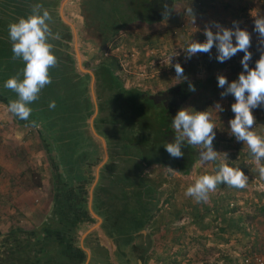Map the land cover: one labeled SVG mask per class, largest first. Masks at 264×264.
Instances as JSON below:
<instances>
[{
  "label": "trees",
  "instance_id": "16d2710c",
  "mask_svg": "<svg viewBox=\"0 0 264 264\" xmlns=\"http://www.w3.org/2000/svg\"><path fill=\"white\" fill-rule=\"evenodd\" d=\"M0 1V82L3 85V89H0L3 92L0 95H3L8 104L10 99L17 97L16 93L4 87V83L24 67L22 60L12 58L8 25L19 17L30 14L35 4L43 5L52 16L50 27L53 33H58L60 37L50 40V43L54 45V55L57 57L58 65L49 70L52 83L46 85L41 90L39 99L29 105L32 113L28 120L44 124L57 143L62 161L66 166L69 182H66L57 170L59 178L56 183L64 193H72L79 186L77 194L80 195L83 192V183L91 179V171L103 161L104 148L90 125L95 111L91 93V76L81 75L75 70L73 54L75 33L72 26L60 15L64 0ZM163 1L167 0H82V9L87 24L78 28L79 42L84 49L93 48V59L99 60L94 64L85 61L84 64L93 67L96 74L99 111L94 126L97 132L106 139L109 153V159L100 170L99 182L94 190V208L104 217L102 224L104 229H108L106 220L113 219V213L119 211L123 213L119 214L121 219L114 222L117 230L108 229L113 234H121V238L124 239L122 249L131 245L136 238L135 233H138L141 240L143 236L148 237L150 233L146 235L141 233L148 226L151 227V233L156 234L162 228L169 227L182 218L183 205L179 207L178 200L174 199L163 208L159 194L161 187L166 183L177 182L175 176L167 177L163 171H148V168L153 165L168 167L182 176L190 174L193 170L198 159L197 147L185 142L182 148L184 155L180 158L171 157L164 147L165 143L174 140L175 130L172 127V121L178 110L185 101H189L192 104L191 109L208 111L210 116L218 113L216 100H218L217 76L220 62L216 59L215 45L210 54L197 53L190 59H186L184 52V58L179 63L184 69L186 80H176L174 67L170 71H165L160 76V80L155 76V78L145 80L152 86L161 83L163 88L157 91L152 88L146 89L144 86L127 87L121 75L123 69L121 56L105 53L106 47L121 30L136 21L154 20L153 12ZM240 3L241 0H168L167 15L164 18L167 17V20L177 27L185 48L191 39L201 43L206 41L204 31L200 32L197 37L192 34L191 26L195 20L209 14L210 10L217 12L218 9V12L223 13L236 4L235 9L238 12L236 17L240 18L244 16L245 10L250 9L248 4V6H240ZM189 6L192 8L193 17L186 14ZM160 35L156 36L152 33L141 35L129 33L127 35V45L135 46L141 52L139 63L151 60L152 56L146 55L147 50L158 47ZM249 51L252 53L251 48ZM243 56L244 53L241 52L239 56H233L229 61L239 65V60ZM253 57L258 58L259 55L252 53L249 66L254 64ZM228 62L225 61L223 64ZM239 68L242 69V65ZM199 73L203 74V80L198 82L195 77ZM189 84L194 85V92L189 90ZM51 101H55L54 109L49 108ZM46 141L51 146L50 141L48 139ZM213 147L218 152V137L214 138ZM217 165L218 160L213 161L209 169L203 170V174H213ZM181 183L180 181L176 183L178 189ZM218 186L229 191L222 196H229L228 185L219 184ZM181 192L180 197L189 198L185 195L186 189ZM76 197L79 199V204L78 208L72 211L75 216L85 211L86 207L82 198ZM215 202L218 204V200H215L214 204ZM221 203L223 205L221 209H218V205L202 204L199 206L193 203L190 211L192 222L200 229L207 230L212 227V220L207 221V219L218 214L217 216L221 217V232L237 225L227 215L233 212L232 203L227 199ZM187 204L191 205V200ZM122 218L129 221L125 227L127 232L120 231L123 224ZM215 236L218 241V232ZM87 241L90 247L96 245L98 250L104 251L98 243L96 231L89 235ZM131 247L137 248L138 245ZM149 247L148 242L143 247V264H148L151 258L148 255ZM249 252L244 251L243 257L241 256L242 262L237 260L236 263L246 264L245 259ZM5 259L3 264H13L8 261L7 255ZM24 260L19 257L18 264L35 262L30 261L29 258ZM228 260H231L228 264H235L232 261L233 256H228Z\"/></svg>",
  "mask_w": 264,
  "mask_h": 264
},
{
  "label": "crops",
  "instance_id": "0c3cea01",
  "mask_svg": "<svg viewBox=\"0 0 264 264\" xmlns=\"http://www.w3.org/2000/svg\"><path fill=\"white\" fill-rule=\"evenodd\" d=\"M254 1L241 0L240 6L248 4L250 9L244 11V16L238 18L240 20L238 22H246L253 18L252 11L258 7ZM236 6L231 7L224 14H233L236 17L238 13L235 9ZM220 7L222 8V6ZM255 9L258 10V8ZM251 23L254 21L252 20ZM255 33L254 27H252L253 35H250V48L253 54H258L260 57L258 34L254 36ZM233 42L235 43V39ZM240 53L238 52L234 57L239 56ZM259 57H253L254 64L249 67L254 68ZM241 60L242 58L239 60V65L230 61L227 64L218 63V75H224L229 83L237 80L239 74L244 71L243 67L239 68L242 65ZM0 89H3L1 82ZM224 90V88L218 87V104L223 109L222 111L218 109V163L225 159L224 153H226L227 163L230 166L240 167L249 177L246 188L238 190L229 187V196H222L229 191L218 186V209L223 207L220 199L232 198L233 200L228 202L232 203L231 210L233 212L231 214L229 212L227 215L237 224L229 230L221 232L219 226H222L221 217L218 216V247L229 249V252L222 254L221 261L224 264L227 261L231 263L228 256H233L232 261L237 264V260L242 262V255L237 252V249H245V252L264 250V179L259 177L254 158L247 145L237 141L231 135L228 122L234 118L231 104L235 102V99L231 94L221 97V92ZM2 92L3 90H0V94ZM7 105L3 95H0V260L5 253L8 261L13 264L19 263V257L25 260L32 258L31 261L35 262H29L30 264H80L79 256L82 250L85 255L88 254L86 261L88 264L90 252L87 247L89 244L86 247L84 240L87 236L84 234L90 228L79 236L80 228L84 225L80 223L84 220L81 217H84L86 213L81 211L75 216L72 211L78 208L79 199L76 196L82 198L85 203L87 199H91L90 193L85 194L84 190L78 195L79 186L72 193H64L56 183L57 179L45 180L37 176L36 172L46 167L45 151L47 149L40 140L33 141L32 136L35 130L41 136L42 134L37 127L31 129L29 123L26 125L17 121V128H14L12 124H7L4 127L3 118L10 120L14 116L5 109L4 106ZM252 111L255 117L254 131L264 135V107H258ZM44 140L46 139L44 138ZM51 182L54 191L49 193L46 185ZM98 182L99 179L95 184H92L89 180L82 186L85 188L84 185L91 184L89 191L93 190L92 206L97 215L102 218V225L104 217L94 208V190ZM87 195L88 198H86ZM119 214L123 213L120 211L113 213V219L106 220L108 229L117 230L114 227V222L121 219ZM121 222L123 224L120 231L127 232L125 227L129 221L122 218ZM144 230L146 231V229ZM121 240L124 241L123 237ZM99 245H101L100 242ZM2 262L0 261V264Z\"/></svg>",
  "mask_w": 264,
  "mask_h": 264
},
{
  "label": "clouds",
  "instance_id": "9594fccd",
  "mask_svg": "<svg viewBox=\"0 0 264 264\" xmlns=\"http://www.w3.org/2000/svg\"><path fill=\"white\" fill-rule=\"evenodd\" d=\"M165 14L167 7L165 6ZM186 14L193 17L192 8L186 9ZM253 15V14H252ZM254 17V31L258 34V50L261 51L255 67H249L252 53L250 33L241 29L236 22L233 28H226L218 23L215 24L217 31L214 33L210 27H205L204 35L206 41L201 43L193 39L184 48L186 59H190L197 53L210 54L215 45L217 49L216 59L223 63L231 59L238 52H243L241 60L242 71L237 80L228 82L224 75H218V87L224 88L221 97L229 94L234 96L235 102L231 104L234 118L229 120L230 132L237 141L246 144L250 154L253 156L256 170L261 179H264V135L254 131L255 117L253 109L264 107V14L256 13ZM52 16L41 4H35L30 14L21 16L8 25V35L11 41L13 60H22L24 67L16 75L8 78L4 87L16 93V99H10L8 111L21 120L27 121L32 113L29 105L39 99L41 90L52 83L49 70L58 65L57 57L54 55L52 39H59V34H54L50 23ZM235 39V43L233 42ZM171 57L169 58V64ZM176 80L182 81L184 69L179 62L174 65ZM189 90L195 91V87L189 84ZM56 107L55 101L49 103V108ZM219 110L222 107L217 104ZM33 126L36 125L32 121ZM172 127L175 137L172 142L165 143L166 151L173 158L184 155L182 148L187 141L188 145L197 147L199 159L202 164L217 161L219 152L214 150L213 140L215 138V124L211 122L208 111H196L194 109L182 108L178 110L173 118ZM225 159L220 161L213 174H202L195 179L194 183L187 187L185 195L193 198L196 202H206L209 194L214 192L219 184L229 187L244 189L247 187L249 177L245 175L240 167L230 166ZM170 169V168H169ZM172 170V169H170ZM173 171V170H172Z\"/></svg>",
  "mask_w": 264,
  "mask_h": 264
},
{
  "label": "rangeland",
  "instance_id": "374dc122",
  "mask_svg": "<svg viewBox=\"0 0 264 264\" xmlns=\"http://www.w3.org/2000/svg\"><path fill=\"white\" fill-rule=\"evenodd\" d=\"M5 1H12V0H5ZM167 1L165 2L163 1V3L161 2V4L157 5L156 10L153 12L154 14L153 16L155 17L154 20H151L149 22L136 21L135 23L129 25L128 27L121 30L116 35L115 39L105 49L106 54H117L121 56L123 63V69L121 70V75L124 77L125 84L127 87L144 86L146 87V89L152 88L154 89V91L159 90V88L162 89L163 85H161V83L157 86H152L150 83L146 82L145 80H147L148 78L150 79L155 77L160 80V76L165 71L172 70V68L174 67L173 65L184 58L185 51L182 45V36H180L179 30L176 29L177 27H175L174 23L171 24L167 20V17L164 18V16L167 15L165 14V6L167 7ZM254 4L258 6L255 7L258 8V10L254 8V10L256 11L253 10L252 14L255 15L257 12L260 14H264V1L255 0ZM67 13L68 12L65 13V16L67 17V19L71 20L70 18L71 15L69 13L67 15ZM252 20L254 21V17L251 20L248 21L245 20L246 22H238L240 20H238V18H236L233 14H224V12L223 13L218 12V9L217 12L210 10L209 14L203 15V17L200 16L198 20H195V22L191 26V32L195 37H197L200 32L204 31L206 26L210 27L211 30L215 33L217 31L215 24L218 23L223 27L233 28L234 22H236L241 29L247 30L252 36L253 35L252 27H254V23H251ZM174 29H176V31ZM129 33L133 35L152 33L156 36L161 34L159 36L160 42L158 47L149 48L147 50L146 55L152 56L151 60H146L144 63L138 62L142 55L140 50L137 49L135 46L129 47L127 45L126 41H127V35ZM256 35L257 33L254 34V36ZM78 44H79L80 52L85 57L84 63L85 61H88L89 63L94 64L97 61H99L93 59L94 56V54L92 53L94 51L93 48L86 47L84 49L83 45L80 42H78ZM170 57H171V63L169 64ZM84 67L88 69L90 68L85 64ZM195 80L198 82L202 81L203 74L202 73L197 74ZM216 102L218 104V100H216ZM191 105H192L191 102L185 101L181 109L182 108L191 109ZM4 107L8 111V105ZM13 117L12 119H14L15 121L12 119L6 120L5 118H3L4 127H6L7 124L9 125L12 124L14 128H17L16 127L18 124L17 121L26 125L30 124L31 129L36 127L33 126L31 122H27V121L24 122L15 115ZM211 117H212L211 122L214 123L216 126V128H214V131L216 133L215 137H218V113L217 112L214 113ZM32 138L33 141L40 140L42 144L43 143L45 144L47 149V151H45L46 167L41 171L36 172L37 176L45 180L50 178L52 180L54 178L58 180L59 178L57 174V172L59 171L57 167L58 160H55L54 156L52 155V146H49L47 141L44 140V138L37 132V130H35V133L33 134ZM197 149H198V159L193 167L192 172L188 175L182 176L180 173H177L175 170L172 169L173 170L172 171L168 167H163L160 165H153L148 168V171H152V172L163 171L167 177L173 175L175 176L177 182L178 181L182 182L179 185V189L176 186L177 182H174L172 184L166 183L163 187H161L159 194L162 200L161 205H163V208H165L167 204L170 201H173L174 199L178 200L179 207H181L182 205L184 207L182 218L174 222L171 226L162 228L160 232L156 234H152L151 227L148 226V228H145L146 231L144 233L146 234L150 233L148 237L143 236L142 238V239L146 238L147 239L146 241L150 244V247L148 249L149 250L148 255H150L151 258L148 261V264H224V262L221 261V257H223L222 256L223 253L225 254L226 252H229V249L218 247V241L216 240L217 237L215 236V233L218 232V216H217L218 214L216 216L214 215L210 216L207 219V221L212 220V227H210L207 230H202L195 223H193L192 217L190 215V211L192 209L191 206L193 205V203H196L199 206H201L202 204L217 206L218 204H216V202L214 204V201L218 200V189L216 188L214 192H211L209 194V198L206 202H196L191 197L184 198V196L183 197L179 196L182 193L181 190L187 189L188 186L194 183L195 179L198 178V176L203 174V170L209 169L212 165V162H208L206 164H202L200 162L199 159L200 149L199 148ZM64 169L66 171L65 163H64ZM95 169L90 173L91 174L90 181L94 180ZM46 187L49 193L54 191L52 182L48 183ZM84 187L85 188H83V191L85 190V194L87 193L89 194L91 184L89 186L84 185ZM86 198H88V195ZM225 199L226 198H222L220 199V201L222 202ZM190 200H191V205H188L187 203L188 201L190 202ZM227 200L229 201L233 199L229 197ZM85 204H86L85 207L86 215L81 218H84V220L86 219V221L84 222L83 220L82 222H80L82 225L83 224L84 225L82 226V228H80L79 236H81L86 230L91 228L97 222V218L94 215H92V213L90 212L88 199L85 201ZM219 226L221 227V225ZM244 250L245 249L239 248L237 249V252L240 255H242L244 253ZM5 257L6 254L4 253V256L2 258V260L4 259V262L6 260ZM164 257L166 258L164 259ZM2 260L0 261L2 262ZM1 264H3V262ZM225 264H228V261L225 262Z\"/></svg>",
  "mask_w": 264,
  "mask_h": 264
},
{
  "label": "water",
  "instance_id": "95a60500",
  "mask_svg": "<svg viewBox=\"0 0 264 264\" xmlns=\"http://www.w3.org/2000/svg\"><path fill=\"white\" fill-rule=\"evenodd\" d=\"M66 12H68L71 15V17H70L71 20L67 19V17L65 16ZM60 15L64 21H66L67 23H69L72 26L74 33H75V43H74L75 52L73 53L74 58H75V70L78 73H80L81 75L89 74L91 76V93H92V97H93V101H94L95 111H94L93 116L91 117L90 125H91V128H92L95 136L98 139H100V141L103 144V148H104V159L97 166V168L94 171V180L90 181V182H92V184H95L97 182V180L99 179L100 170H101L102 166L109 159V153H108V147H107L106 139L97 132V130L94 126V121L97 118L98 111H99V105H98L97 94H96V85H97L96 74H95L94 69L92 67L89 69L84 67L85 57L80 52L79 44H78V42H79L78 28L87 24L86 17L84 15L83 9H82V0H64L62 3L61 9H60ZM31 123H32V121H31ZM35 126L41 132L42 136L44 138L48 139V141H50L51 146H52V155L54 156L55 160H58V164H57L58 170H59L60 174L62 175V177L66 180V182H69L68 173L64 169V163L62 161L61 153L58 150L57 143L55 142L52 135L49 133V131L45 128V126L41 122L36 123ZM89 193H90V197H91V199L88 200L89 209H90V212L92 213V215H94L97 218V222L84 235L87 236L89 233H91L93 230H95L98 234V239H99L100 244L104 245L105 247H107L109 249L112 261L115 262L116 264H118V261L114 257V252L116 249V242L114 240V237L112 235H109L105 231L103 226L101 225L102 218L99 215H97V213L94 211L93 206H92L93 190L89 191ZM133 243H136V240L133 241Z\"/></svg>",
  "mask_w": 264,
  "mask_h": 264
},
{
  "label": "flooded vegetation",
  "instance_id": "af4514ba",
  "mask_svg": "<svg viewBox=\"0 0 264 264\" xmlns=\"http://www.w3.org/2000/svg\"><path fill=\"white\" fill-rule=\"evenodd\" d=\"M94 231L95 230H93L92 232H94ZM105 231L109 235H112L114 237L115 242H116V249H115V252H114V257L118 261V264H143L142 261H143L144 257L142 256V253H143L142 250H143L144 245L147 243L146 238L141 240L139 238L138 233H135L134 235L136 236V238L133 241L136 240V243H133V241H132L130 246H125L122 249L121 245H122L123 241L121 240V234L120 235L119 234H113V233L109 232V230L107 228L105 229ZM144 232L145 231L143 229L141 231V233L146 234ZM91 233H89L87 235L86 239L84 240V243H85L86 247H87V245L89 243L87 241V238L89 237V235ZM98 241H99V239H98ZM137 245H138L137 248L131 247V246H137ZM102 247L104 248L105 252L98 250V247L96 245H91V247L90 246L87 247L89 249V252H90V261H89L88 264H116L111 259L109 249L107 247H105L104 245H102ZM121 251L123 253L126 252L128 254L124 255ZM87 255H85L84 251H82V250L80 251V256H79L80 257L79 258L80 264H86Z\"/></svg>",
  "mask_w": 264,
  "mask_h": 264
},
{
  "label": "built area",
  "instance_id": "2783aa9c",
  "mask_svg": "<svg viewBox=\"0 0 264 264\" xmlns=\"http://www.w3.org/2000/svg\"><path fill=\"white\" fill-rule=\"evenodd\" d=\"M245 263L246 264H264V250L250 251L249 254L247 255V258L245 259Z\"/></svg>",
  "mask_w": 264,
  "mask_h": 264
}]
</instances>
